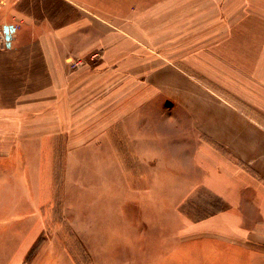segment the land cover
Instances as JSON below:
<instances>
[{"label":"crops","instance_id":"1","mask_svg":"<svg viewBox=\"0 0 264 264\" xmlns=\"http://www.w3.org/2000/svg\"><path fill=\"white\" fill-rule=\"evenodd\" d=\"M13 25L12 47L0 45V154L18 163L20 134H36L43 151L47 134L73 131L75 91L86 81L74 69L113 61L122 70L119 55L132 57L143 45L138 36L161 30L176 37L165 83L178 86L169 101L194 133L187 146L183 132L177 137L179 183L201 194L200 237L215 250L207 259L264 264V0H0V29ZM132 64L125 71L137 70ZM42 151L41 164L51 165ZM14 173L22 192L2 220L7 262L24 254L29 231L41 224L30 217L52 199L51 191L28 192L26 173Z\"/></svg>","mask_w":264,"mask_h":264},{"label":"rangeland","instance_id":"2","mask_svg":"<svg viewBox=\"0 0 264 264\" xmlns=\"http://www.w3.org/2000/svg\"><path fill=\"white\" fill-rule=\"evenodd\" d=\"M148 34L136 38L143 45L132 57L119 55L122 70L113 61L74 69L86 81L75 91L73 131L47 134L43 151L36 134H20L13 152L19 147L20 164L0 154V239L6 212L18 207L22 192L14 171L26 173L28 192L52 195L42 214L37 208L30 217L41 224L29 231L24 254L0 264H210L206 254L215 250L200 237L201 194L194 197L193 186L179 183L177 137L183 132L187 146L194 133L177 102L169 101L178 86L165 83V68L177 57L168 52L176 37ZM128 63L137 70L125 71ZM40 151L52 166L41 164ZM50 174L54 179H37Z\"/></svg>","mask_w":264,"mask_h":264},{"label":"built area","instance_id":"3","mask_svg":"<svg viewBox=\"0 0 264 264\" xmlns=\"http://www.w3.org/2000/svg\"><path fill=\"white\" fill-rule=\"evenodd\" d=\"M11 27L14 29L12 32H6L5 29H0V45L2 48H11L14 43L17 25Z\"/></svg>","mask_w":264,"mask_h":264},{"label":"clouds","instance_id":"4","mask_svg":"<svg viewBox=\"0 0 264 264\" xmlns=\"http://www.w3.org/2000/svg\"><path fill=\"white\" fill-rule=\"evenodd\" d=\"M6 29H10L11 31H6ZM5 31L6 32H12V31H14V29L12 27H10V26H6Z\"/></svg>","mask_w":264,"mask_h":264},{"label":"snow or ice","instance_id":"5","mask_svg":"<svg viewBox=\"0 0 264 264\" xmlns=\"http://www.w3.org/2000/svg\"><path fill=\"white\" fill-rule=\"evenodd\" d=\"M6 31H11L10 29H6Z\"/></svg>","mask_w":264,"mask_h":264}]
</instances>
